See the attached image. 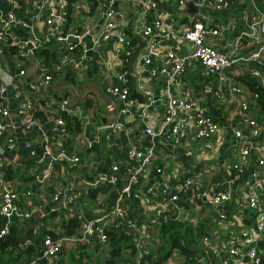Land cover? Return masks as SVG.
<instances>
[{
  "label": "built area",
  "instance_id": "obj_1",
  "mask_svg": "<svg viewBox=\"0 0 264 264\" xmlns=\"http://www.w3.org/2000/svg\"><path fill=\"white\" fill-rule=\"evenodd\" d=\"M189 1L199 7L197 12L184 13ZM4 3L23 5L20 0H0V7ZM25 6L32 8L22 16L14 9L0 8V151L18 147L9 121L13 114L25 119L27 131L44 130L46 120L40 114L49 109L56 113L47 120L51 127L44 139L57 147L48 146L41 152L37 140H26L30 156L39 164L46 163L30 181L8 176L17 170L10 159H0V217L6 219L0 222V236L9 234L16 223H25L33 210L41 209L40 201L52 196L59 202L63 220L78 216L84 221L83 234L79 235V228L73 235L67 234L63 225L59 236L43 233L40 256L28 264H39L40 258L44 264H58L66 258L64 248L71 242L106 243L109 229L135 233V256L130 259L128 252L124 254L128 264H185L187 255L180 246H174L167 259L160 257L161 225L173 220L189 223L192 229L202 222L212 228L202 238L197 237L199 264H210V254L215 257L213 264H264V120L256 115L258 99L264 94V0H54L44 11L40 0H27ZM75 11L82 18L76 24L71 20ZM125 13L148 39L141 59L149 66V73L135 82L128 66L135 47ZM32 15L41 17L46 26L43 32H35L37 20L35 24ZM89 16L99 19L90 26ZM16 27L31 34L15 33ZM23 35L30 38L23 39ZM107 41L113 42L120 60L115 68L120 84L100 78L98 82L105 95L121 103L120 112L137 111L148 136L147 141L128 143L127 184L112 203L107 201L108 186L118 182L120 165L89 171L83 153L69 145L71 133L76 131L67 130L63 116L66 111L81 122L88 119L85 111L91 104L74 101L72 84L86 82L85 74L92 65L88 51ZM49 44L59 53L52 69L39 56ZM12 45L18 48L12 51ZM6 55L15 63V74L9 71ZM32 55L34 63L26 68V59ZM69 67L76 70L71 78L67 76ZM57 72L61 79H68L63 86L72 87L59 99L46 95L53 81H58ZM184 74L191 77L179 91ZM244 76L255 79L258 88L252 89ZM195 77L199 82L195 83ZM196 84H200L199 91ZM12 95L21 101L17 112L9 105ZM109 106L115 107L112 102ZM212 107L223 111V120L215 119ZM153 109L162 112L157 127L150 123ZM223 121L232 136L226 156L221 150ZM123 128V122L114 118L99 125L97 132L111 137ZM162 140L193 155L197 167L176 162ZM61 160H65L66 172L75 173L83 167L81 181L89 190L59 185L60 173H66L63 166L57 168ZM35 182L41 184L40 195L31 188ZM101 185L105 189L91 199L89 191ZM135 191L140 194L137 206L131 200ZM31 196L35 202L24 206V197ZM130 209L136 216H131ZM29 244L24 243L23 248Z\"/></svg>",
  "mask_w": 264,
  "mask_h": 264
},
{
  "label": "crops",
  "instance_id": "obj_2",
  "mask_svg": "<svg viewBox=\"0 0 264 264\" xmlns=\"http://www.w3.org/2000/svg\"><path fill=\"white\" fill-rule=\"evenodd\" d=\"M23 5H13L9 3H4L1 5V9L3 11H8L10 9H14L17 15L22 16L28 14V10L31 11L32 7L25 6L27 3V0H20ZM54 0H40L41 7L40 9L42 11L48 9L52 4ZM123 7H127V4H123ZM25 7V8H24ZM39 9V8H38ZM43 13V12H42ZM34 16V22L36 24L37 20V26L35 28V32H43L46 28V26L41 22V17H35ZM123 18L127 17V13L123 15ZM99 19L98 16H89L87 17V20L91 24H94ZM73 23H77L82 20L81 15L78 11H75V14L71 18ZM128 22V32L131 33V39L134 43V53L130 57L128 61V66L132 71V80L133 82L139 81L141 79H145L148 76V68L149 66L147 64H144L141 57L144 54L145 47L147 44V37L142 34L141 32H138L135 28V22L130 19L126 18ZM74 25L69 27V30H72ZM98 28V27H97ZM28 34H31L30 31L27 29L25 30ZM30 38L28 35H23V39ZM47 45L46 47H49ZM163 49V45L160 46ZM114 45L112 41L104 42L103 44L97 46L96 48H92L88 51V61L92 63L90 70L95 68L97 66V71L90 75L88 72L85 74L86 82H83V85H75V87L79 90L84 92L87 90V88L90 86L91 83H95V85L98 88V95L102 97L105 102H103L99 107L98 110L101 114L111 115L112 118L110 119H118L123 122L124 128L121 132L116 133L112 135L111 137H108L107 133H98L97 127L100 125L97 118L91 116L90 110L94 106V101H91V105L87 104V101H85V104L88 105L87 111H85L86 114H88V119L86 121H83L81 124V127L79 130H75L76 133L72 134L70 137V146H75L80 153H83L84 158H86L87 167L88 170L93 168H97L96 170H107L110 168V165L113 163H118L120 165L119 170V180L118 182L109 188V192L107 194V201L111 199V203L113 202V199L116 198V195L119 193V190L122 189L127 184V176L128 171L126 167V160H127V149H128V143H130L132 140L135 139H142L143 141H147L148 136L143 131V125L140 121V117L137 113V111L133 110L131 112H120L119 107L121 105L120 102L116 100L115 97L110 95H105L102 86L98 82V78L100 79H106L107 81H110L113 84H120L118 77L115 74V68L120 64V60L116 58L115 52H114ZM161 54V53H160ZM158 54V57L162 58V56ZM35 56L32 55L29 59H26L25 66L26 68H30L31 65L34 63ZM6 61L9 67V71L11 74H15L17 72V69L15 68V63L12 62L9 55H6ZM57 59H50V62L54 63ZM76 70L72 67H69L68 74L70 78L74 76V72ZM78 73H81L78 71ZM55 77L58 79V81L55 79L53 81V85L51 88L48 89V94H46L49 97L53 98H62L64 95H66V91L68 89H71L72 87L70 85H67V88H65L63 85H65L66 81L68 79L63 77L61 79V73L57 72L55 73ZM188 77H191L189 74H184L181 79V83L179 86V91H182L183 88L187 85V79ZM28 79V77H27ZM200 85V84H198ZM83 89V87H85ZM66 90V91H65ZM197 90V89H196ZM199 91V90H197ZM10 93L12 92V89L10 88ZM74 93V90H73ZM69 94V93H68ZM72 97V94H71ZM73 99V98H72ZM81 99L78 98L75 94V102L80 101ZM113 103L115 105L114 108H111L109 106L110 103ZM21 103L20 99H17L15 96H11L9 100V105L11 109H13V112H17L16 109L20 106ZM219 110L216 107H212V112L218 116L220 120H223L222 113L223 111ZM56 111L54 109H49L41 113L40 115H43L45 118L46 124L44 125V130H40L39 128H33L29 131L24 128V118H21V116L17 114H13L9 121L10 124L13 126L15 135L18 141V147L17 149L13 151H9L8 149H3L0 151V159H10L12 161V165L16 168V172L13 174H17V176L13 179L18 180L19 178L22 179L23 177L27 176H35L36 174H39L43 171V169L46 166V163L39 164L33 157L30 156V150L28 146L26 145V140L33 139L37 140L39 143L38 150L39 151H45V148L48 146L50 147H57L55 142H48L46 143V140L44 139V133H47L51 127L50 120L47 122V120L52 117H54ZM162 120V112L159 110L153 109L150 114V123L152 126L157 127L160 125V122ZM223 128V135L225 136V141L221 145L222 155L226 156L227 149L229 147V144L231 143L232 136L228 132L226 125ZM175 155L176 162L184 165V167H187L188 165L186 162L189 163L190 167L196 168L197 165L195 164L194 156L187 153L184 149L182 151L175 150L173 151ZM187 160V161H185ZM64 162L65 160H61L57 163V168H61L63 166L64 170ZM188 168V167H187ZM86 169V168H85ZM87 170V169H86ZM66 172V171H65ZM81 172L83 173V167L76 168L75 173L71 172H61L60 177L58 179L59 185H62L63 187H66L69 184H79L83 183L81 181ZM34 179V178H33ZM32 179V180H33ZM67 179V180H66ZM31 180V181H32ZM171 181L172 178H171ZM74 182V183H73ZM40 185L39 183H33L31 186L32 189L36 191L38 195H40ZM86 190V189H82ZM45 191H47L45 189ZM140 197V194L138 191H135L133 195L131 196V200L134 203V206L138 205V198ZM23 205L29 207V205L32 202H35L34 197H24L23 199ZM110 203V202H109ZM110 203V204H111ZM104 205V204H102ZM40 207L41 209L33 210L31 218L26 219L25 223L19 224L16 223V226H20V242L21 246L24 245V243L29 242V247L33 245L34 247V253L28 255L24 254L25 259H33L40 256V250L42 248V240H43V233H51L53 236H59L62 232V224H63V214L60 212L59 209V202L55 200L52 196H49L47 199H42L40 201ZM6 219L0 217V222L5 221ZM204 226L208 231L207 233H210L212 228L209 227L206 223H204ZM85 246L89 245V243L86 241ZM72 245L75 246V243L71 242L70 245L66 249H70ZM84 247V246H83ZM21 250H26L23 247L20 248ZM208 260L210 264H213L215 262V257L211 254L208 256ZM25 261V260H24ZM39 264H44V259H39Z\"/></svg>",
  "mask_w": 264,
  "mask_h": 264
},
{
  "label": "trees",
  "instance_id": "obj_3",
  "mask_svg": "<svg viewBox=\"0 0 264 264\" xmlns=\"http://www.w3.org/2000/svg\"><path fill=\"white\" fill-rule=\"evenodd\" d=\"M260 1V0H259ZM15 33L18 34H27V32L21 27L15 28ZM11 40V38L9 37ZM12 51H15L18 46L12 45ZM58 52L55 50L51 44L49 47L43 46L41 49L39 56L44 58L47 63L49 69H52L53 63L50 62V59H57ZM91 63V62H90ZM92 64V63H91ZM264 69V66L262 67ZM97 66L95 68L92 67L89 70V74L93 75L97 70ZM243 79L247 82L252 89L258 88L255 79L250 76H244ZM195 83L197 82V77L193 79ZM196 89L200 90V85L196 84ZM142 98L139 94H134ZM2 98H0L1 100ZM88 104L91 101L87 102ZM258 110L256 111V115L260 120H264V94L262 93L261 97L258 99ZM221 109L217 110L218 112ZM40 113H38L39 115ZM63 116L66 120V128L69 131L79 130L81 127V120L78 116L73 115L69 112H63ZM215 119L220 121L217 115H214ZM157 145L161 146L158 141H156ZM150 143H145L148 146ZM174 153L173 151H171ZM13 169H9V172H12ZM8 176H17V174L9 173ZM32 177L25 176L22 179L19 178L20 181H30ZM144 178H141L142 181ZM105 186H96L89 191V196L91 199H96L98 197L99 191L104 190ZM183 200H185V195L183 196ZM129 213L131 216H136V213L133 209H130ZM81 224V218L78 216L69 217L63 220V228L66 230L67 234L73 235L79 228ZM20 226L13 225L9 234L4 236H0V264H28L29 259L24 258V254H32L34 253V247L31 245L30 247H25L26 250H21V240L19 237L20 234ZM206 228L204 223H199L198 227L192 229V225L189 223H185L178 220L173 221H164L161 225L159 240L160 247L159 252L161 253L160 257L164 260L169 256L171 249L174 246H180L181 251L186 254L187 260L185 264H199L197 260V252L196 250V242L197 237L202 238L206 234ZM134 235L133 231H128L126 229H109L108 230V238L106 243H100L99 241L94 240L96 243V247H102L104 252H101L99 255H95V259H92L89 264H128L127 259L125 258V253L128 252V257L133 258L136 254V245L134 244ZM93 244V243H92ZM84 246V247H83ZM106 246V249L104 247ZM264 247V239L261 240V248ZM86 246L82 242H76L75 246L68 249L71 256L68 258L61 260L58 264H82L83 257L86 259ZM24 249V248H23ZM67 249L64 248V252L66 254ZM67 251V252H68ZM25 260V261H24ZM88 260V259H86ZM88 264V263H87Z\"/></svg>",
  "mask_w": 264,
  "mask_h": 264
},
{
  "label": "water",
  "instance_id": "obj_4",
  "mask_svg": "<svg viewBox=\"0 0 264 264\" xmlns=\"http://www.w3.org/2000/svg\"><path fill=\"white\" fill-rule=\"evenodd\" d=\"M198 10H199V7L197 5H195L193 3V1H189L187 3L186 8L184 9V13L190 14V13L197 12ZM72 86L74 88V92H75L76 96H78V98H80L81 101H84V102L89 101V100L94 101V106L91 108L90 113H91V116L97 118L100 125H105L111 121V119H110V118H112L111 115L101 114L98 110V107L103 102H105V100L98 95V88L95 85V83H91L90 86L87 88V90H85L84 92L79 91L74 86V84H72ZM160 143L170 151H175V150L182 151L183 150L181 147H175L172 142H167V141L162 140V141H160ZM185 161H187V160H185ZM186 164L189 165L188 162H186ZM74 186L76 188H79V189L89 190V185L84 184V183L74 184ZM84 228H85L84 221H82L81 225L79 227V235L80 236H82Z\"/></svg>",
  "mask_w": 264,
  "mask_h": 264
},
{
  "label": "rangeland",
  "instance_id": "obj_5",
  "mask_svg": "<svg viewBox=\"0 0 264 264\" xmlns=\"http://www.w3.org/2000/svg\"><path fill=\"white\" fill-rule=\"evenodd\" d=\"M199 78L197 77V82H199ZM96 243L97 242H94L92 245H87L86 246V251H87V254H86V259H88V260H86L84 257H83V262L84 263H82V264H89L90 263V261L92 260V259H95L94 257H95V255H99V254H101V252H104V250H103V248L102 247H96L95 245H96ZM72 247H74V245H72ZM71 247V248H72ZM104 249H106V246L104 247ZM67 251H68V249H67ZM66 251V257H70L71 256V254H70V252L68 251L67 252ZM68 264H70V263H68Z\"/></svg>",
  "mask_w": 264,
  "mask_h": 264
}]
</instances>
